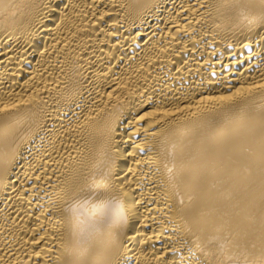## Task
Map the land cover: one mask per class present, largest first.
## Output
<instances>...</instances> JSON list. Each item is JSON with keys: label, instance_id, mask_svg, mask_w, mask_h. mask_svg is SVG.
Listing matches in <instances>:
<instances>
[{"label": "bare ground", "instance_id": "obj_1", "mask_svg": "<svg viewBox=\"0 0 264 264\" xmlns=\"http://www.w3.org/2000/svg\"><path fill=\"white\" fill-rule=\"evenodd\" d=\"M0 264H264V0H0Z\"/></svg>", "mask_w": 264, "mask_h": 264}]
</instances>
